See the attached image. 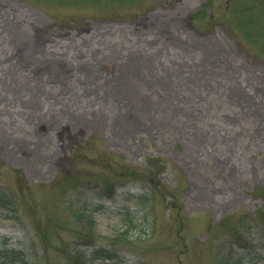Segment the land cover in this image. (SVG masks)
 I'll return each mask as SVG.
<instances>
[{
    "label": "rangeland",
    "instance_id": "374dc122",
    "mask_svg": "<svg viewBox=\"0 0 264 264\" xmlns=\"http://www.w3.org/2000/svg\"><path fill=\"white\" fill-rule=\"evenodd\" d=\"M207 1L0 0V264H264V0Z\"/></svg>",
    "mask_w": 264,
    "mask_h": 264
},
{
    "label": "trees",
    "instance_id": "16d2710c",
    "mask_svg": "<svg viewBox=\"0 0 264 264\" xmlns=\"http://www.w3.org/2000/svg\"><path fill=\"white\" fill-rule=\"evenodd\" d=\"M212 4L211 0H208L203 8H206V6ZM203 12V9L198 11L197 13H191L189 16H191L192 18H196L199 14H201ZM249 22V23H248ZM252 25H250V20H244L239 24L240 30H242L243 32H245V35H251L254 34V31H251V27ZM253 28V27H252ZM256 37V38H255ZM253 38L255 40H258L260 45L264 46V40L262 36H255ZM260 45H258L260 47ZM77 148L73 153V157L75 159H78L79 157H81L83 160H88L89 157L87 154L83 153L80 154V150H78L79 152H77ZM76 161V160H75ZM89 162H91L92 164H97L100 166H104V167H109L111 170L115 171L116 174L124 176V175H128V173L121 171L120 168L119 170L112 168L111 167V159L110 156L105 153V155L100 158L99 160H94V159H89ZM115 163V162H114ZM117 164V163H116ZM156 164V163H155ZM151 170L153 172L152 175L149 176H145L142 175L141 173H138L137 171H132L131 175L137 178H141V179H145L147 180L149 183H151V187L154 190H158L160 193H162V195L165 196H170L171 199H169L167 201V205L173 208H177L178 210L181 208L179 206V198L177 197V195L175 194V192L170 191L169 188H172L171 186H168L166 184H163L162 181L159 179V177H157V172L161 171V170H157L156 165L151 166ZM69 179L67 186L65 188V190L63 191V193L61 192V196L63 198L64 195L67 196V198L69 199L68 204L64 205V207H66V209L68 211H70V213L72 215H74L76 217V219L81 222V224L83 225V222L85 224V230L82 228L80 230H77V235L80 238H77L76 240L81 241L85 240L84 238V233L88 234L90 236H93L94 233H96V218L95 215L97 213L98 207L94 209H90V210H84L83 208H79V209H75L73 208V202L76 201L75 199V193H77V190L79 187L84 186V184L82 185L81 182L77 179V178H72V176L67 177ZM113 187H111L112 189ZM70 189V190H69ZM67 190H69L67 192ZM3 193H5V195H0V205L4 206L5 202L7 201V205L11 206V208H14V194H12L11 192L7 191L6 189L3 190ZM79 199V197L77 198V200ZM82 242V241H81ZM77 248V246H75ZM14 249H9V248H5L1 250V253L3 254L4 258H6L7 260H9V264H15L18 260V256L19 254H21V251L18 250L17 248L13 247ZM17 249V250H16ZM111 250L107 249V248H99V247H94L92 250V255L96 258H106L107 260L113 259V255L110 253ZM77 261L74 262V264H77L79 261L78 259H76ZM23 261V259H22ZM26 262H24L23 264H25ZM228 264H244V257H239L236 260H233L231 263Z\"/></svg>",
    "mask_w": 264,
    "mask_h": 264
}]
</instances>
